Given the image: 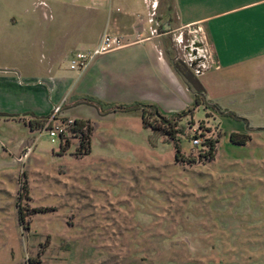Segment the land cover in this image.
Masks as SVG:
<instances>
[{"label": "rangeland", "instance_id": "rangeland-1", "mask_svg": "<svg viewBox=\"0 0 264 264\" xmlns=\"http://www.w3.org/2000/svg\"><path fill=\"white\" fill-rule=\"evenodd\" d=\"M189 36L182 33L181 55ZM229 121L235 122H223L226 134ZM196 124L215 130L212 160L190 152L189 127ZM130 127L107 119V129L98 130L107 132V141L99 136L88 155L76 154L75 138L60 152L57 138L52 142L41 128L31 145L0 155V264L264 261V218L253 224L247 210L250 195L264 197V151L251 155L247 147L231 145L210 109L200 108L172 127L180 161L167 137L156 150L157 135L148 149L131 147V132L146 131L140 124ZM6 141L0 134V142ZM20 194L25 197L19 201ZM244 194V201H235ZM239 204L235 210H244L243 217L232 211Z\"/></svg>", "mask_w": 264, "mask_h": 264}, {"label": "crops", "instance_id": "crops-1", "mask_svg": "<svg viewBox=\"0 0 264 264\" xmlns=\"http://www.w3.org/2000/svg\"><path fill=\"white\" fill-rule=\"evenodd\" d=\"M104 32L128 43L95 57L83 71L70 70V52L92 48ZM183 32L190 38L181 55ZM199 33L213 50V67H203ZM0 38V114L8 115L0 116L5 126L0 134L7 139L0 142V155L31 145L36 131L29 125L31 115L50 117L57 106L59 121H89L90 154L99 136L107 141V132L98 131L107 129V119L128 127L140 124L146 133L132 131L127 143L148 149L151 131L136 106H154L165 118L194 107L196 94L176 72V59L192 70L206 104L218 108L199 105L191 114L210 109L225 136H249L243 145L228 139L231 145L247 147L251 155L264 151V141L257 140L264 139V0H0ZM83 99L101 104L103 113ZM117 106L132 109L114 110ZM225 120H235L229 121L227 134ZM164 138L157 135L155 150ZM245 198L239 195L235 201ZM247 200L252 223L258 224L264 218V197ZM239 206L232 211L243 217L244 210H235Z\"/></svg>", "mask_w": 264, "mask_h": 264}, {"label": "trees", "instance_id": "trees-1", "mask_svg": "<svg viewBox=\"0 0 264 264\" xmlns=\"http://www.w3.org/2000/svg\"><path fill=\"white\" fill-rule=\"evenodd\" d=\"M173 66L176 70V72L179 74V76L185 81L187 86L191 88L195 94L196 99L194 103V107H197L199 105H203L204 108H211L212 110L218 111V108L212 105L206 104L202 94H203V88L200 85L199 81L197 80L196 76L192 72V70L180 59H176L173 61ZM83 102L86 104H90L95 106L98 111L102 114V105L96 102H93L89 99H83ZM135 108L139 109L141 111V119L142 124L144 128H148L151 131V137L149 138V141L153 136L159 135V136H165L169 138L170 140L174 141V149L175 154L174 158L176 161L181 160L180 155V146L178 145V139L175 137L176 131L172 129L175 122L180 120L183 117H186L192 113V110H187L185 112L179 113L174 115L171 118H165L161 116L157 109L154 106L151 105H138ZM129 110L132 109V107H122L117 106L114 108V110ZM230 117L236 118L235 115L228 113L227 114ZM0 116H8L5 114H0ZM49 119V116L47 117H35L31 115V119L29 121V125L32 129H38L43 128L45 125V122ZM64 121V120H60ZM91 125L89 121L86 120H80V119H74L73 124L69 129L70 137L69 138H75L77 140V146H76V154L77 155H88L91 151L90 149V136H91ZM228 139L232 144L237 145H243L249 140V136L246 134H240V133H230L228 135ZM68 140L64 144L59 145V151L63 152L65 150V146L68 144ZM216 143L217 140H208L206 142V150L201 157L204 160H212L214 158L215 150H216ZM194 159H190L189 162H193ZM185 162V160H183ZM26 190V189H25ZM25 196L23 194H20L18 196V200H22ZM18 207V220L21 224L25 223V216L22 213L21 205L20 203L17 204ZM41 209H33L34 213L40 212Z\"/></svg>", "mask_w": 264, "mask_h": 264}, {"label": "built area", "instance_id": "built-area-1", "mask_svg": "<svg viewBox=\"0 0 264 264\" xmlns=\"http://www.w3.org/2000/svg\"><path fill=\"white\" fill-rule=\"evenodd\" d=\"M198 29V28H197ZM197 30H190L188 33L192 34ZM137 41L141 40L140 35H137ZM200 52L203 56V67L209 68L215 66L213 50L209 43L199 33L197 39ZM128 41L121 35L110 34L104 32L96 45L88 50H73L68 57V68L73 71H83L92 59L95 57L113 51L120 47L125 46ZM60 111V106L54 108L53 114L45 122V125L41 131H46L51 137V141L57 138L58 147L60 144H64L70 137L69 129L73 124L74 119H66L59 121L56 119V115ZM190 130V152L196 157V159H203L201 155L204 154L206 148V142L213 139L215 133L214 129H204L201 124L192 125Z\"/></svg>", "mask_w": 264, "mask_h": 264}]
</instances>
